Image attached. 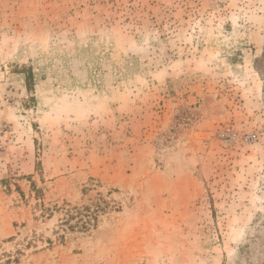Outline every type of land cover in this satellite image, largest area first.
Here are the masks:
<instances>
[{"label":"rangeland","instance_id":"rangeland-1","mask_svg":"<svg viewBox=\"0 0 264 264\" xmlns=\"http://www.w3.org/2000/svg\"><path fill=\"white\" fill-rule=\"evenodd\" d=\"M30 181L122 212L49 246L62 216L34 219ZM7 255L264 264V0H0Z\"/></svg>","mask_w":264,"mask_h":264},{"label":"trees","instance_id":"trees-1","mask_svg":"<svg viewBox=\"0 0 264 264\" xmlns=\"http://www.w3.org/2000/svg\"><path fill=\"white\" fill-rule=\"evenodd\" d=\"M32 179V178H31ZM11 181H4L6 190L11 192ZM31 182V181H30ZM16 188H19L15 185ZM86 191H89L87 189ZM21 200L28 203L34 201L33 216L36 221H50L55 215H61L58 224L54 229L55 240L48 239L49 246L65 245L69 241L79 239L80 235H88L92 231H97L103 224V219L110 218L115 214L122 212V208L111 201H107L101 194L96 202L91 206L70 208L67 204L59 205L58 203H46L44 198V189L39 188L35 182H31L29 195L26 196L22 190L18 189ZM19 259L12 255L5 256L0 264H18Z\"/></svg>","mask_w":264,"mask_h":264}]
</instances>
